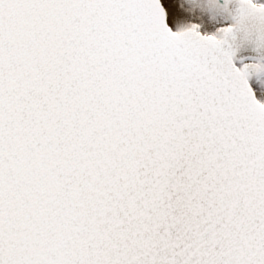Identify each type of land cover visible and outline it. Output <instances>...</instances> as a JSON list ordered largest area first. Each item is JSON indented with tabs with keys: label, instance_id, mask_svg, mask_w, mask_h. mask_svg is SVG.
Wrapping results in <instances>:
<instances>
[{
	"label": "snow or ice",
	"instance_id": "snow-or-ice-1",
	"mask_svg": "<svg viewBox=\"0 0 264 264\" xmlns=\"http://www.w3.org/2000/svg\"><path fill=\"white\" fill-rule=\"evenodd\" d=\"M0 264H264V0H0Z\"/></svg>",
	"mask_w": 264,
	"mask_h": 264
}]
</instances>
